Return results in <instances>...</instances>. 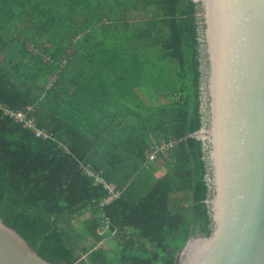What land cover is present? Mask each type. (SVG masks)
Listing matches in <instances>:
<instances>
[{
  "label": "trees",
  "instance_id": "trees-1",
  "mask_svg": "<svg viewBox=\"0 0 264 264\" xmlns=\"http://www.w3.org/2000/svg\"><path fill=\"white\" fill-rule=\"evenodd\" d=\"M197 5L0 0V105H33L57 138L0 111V216L46 262L176 264L208 235L203 146L187 137L202 126ZM171 138L157 175L146 150Z\"/></svg>",
  "mask_w": 264,
  "mask_h": 264
},
{
  "label": "water",
  "instance_id": "water-1",
  "mask_svg": "<svg viewBox=\"0 0 264 264\" xmlns=\"http://www.w3.org/2000/svg\"><path fill=\"white\" fill-rule=\"evenodd\" d=\"M208 235L176 264H264V0H194ZM0 264H50L0 216Z\"/></svg>",
  "mask_w": 264,
  "mask_h": 264
},
{
  "label": "built area",
  "instance_id": "built-area-1",
  "mask_svg": "<svg viewBox=\"0 0 264 264\" xmlns=\"http://www.w3.org/2000/svg\"><path fill=\"white\" fill-rule=\"evenodd\" d=\"M66 62V59L62 60V65ZM55 76L52 75L49 78V83L54 80ZM0 111L13 119L15 122L20 123L23 127L29 129L35 137L42 139L57 140L54 134L47 128H42L37 125L35 119V107L33 105H28L22 110L14 111L5 105H0ZM179 140L171 138L169 140H161L160 142L154 141L151 146L146 150L147 157L151 160L159 159L160 155H167L171 147H174ZM60 145L63 144L60 142ZM67 151V149L64 147ZM83 172L93 178L94 183H102L103 186L108 190L109 196L104 200V203L109 202L113 197H115L118 192H115V187L111 184H106L98 172L91 169L88 164L83 165Z\"/></svg>",
  "mask_w": 264,
  "mask_h": 264
},
{
  "label": "rangeland",
  "instance_id": "rangeland-1",
  "mask_svg": "<svg viewBox=\"0 0 264 264\" xmlns=\"http://www.w3.org/2000/svg\"><path fill=\"white\" fill-rule=\"evenodd\" d=\"M156 162H157V164L160 166V169L157 171L156 174H157V175H162V174H164V173L166 172V167L164 166L162 159L159 158V159L156 160ZM87 216H88V215L85 214L83 217H80V218L76 219V220L74 221V223H75V224L78 223V221L82 220V218H85V217H87ZM112 243H114V239H113L112 237H109L108 239L99 242V245L104 246V247H106V248H111V247H112V245H111Z\"/></svg>",
  "mask_w": 264,
  "mask_h": 264
},
{
  "label": "crops",
  "instance_id": "crops-1",
  "mask_svg": "<svg viewBox=\"0 0 264 264\" xmlns=\"http://www.w3.org/2000/svg\"><path fill=\"white\" fill-rule=\"evenodd\" d=\"M2 58L0 57V60H1Z\"/></svg>",
  "mask_w": 264,
  "mask_h": 264
}]
</instances>
